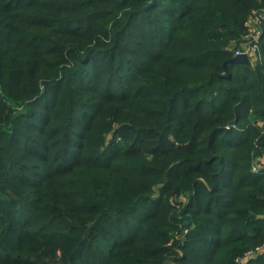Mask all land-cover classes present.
Listing matches in <instances>:
<instances>
[{
  "label": "trees",
  "instance_id": "obj_1",
  "mask_svg": "<svg viewBox=\"0 0 264 264\" xmlns=\"http://www.w3.org/2000/svg\"><path fill=\"white\" fill-rule=\"evenodd\" d=\"M263 156L264 0H0V264H264Z\"/></svg>",
  "mask_w": 264,
  "mask_h": 264
},
{
  "label": "built area",
  "instance_id": "obj_2",
  "mask_svg": "<svg viewBox=\"0 0 264 264\" xmlns=\"http://www.w3.org/2000/svg\"><path fill=\"white\" fill-rule=\"evenodd\" d=\"M258 22H259V19H255L251 22L252 24L251 23L249 24L251 26V31H252V34H250V36H252L251 38L252 42L250 45H248V47H245L244 49H242V51L238 50L236 55L247 54L250 57V59L253 58L254 56L257 57V51H258L257 41H258V37L260 36V31L256 28ZM251 52L254 53L252 56L250 55ZM263 164H264V156L255 163V165L253 166V172L260 173L263 170ZM262 252H264V245L258 246L255 249L250 250L249 252L246 253V255L242 259H239L237 261L245 262L248 259L256 257Z\"/></svg>",
  "mask_w": 264,
  "mask_h": 264
},
{
  "label": "water",
  "instance_id": "obj_3",
  "mask_svg": "<svg viewBox=\"0 0 264 264\" xmlns=\"http://www.w3.org/2000/svg\"><path fill=\"white\" fill-rule=\"evenodd\" d=\"M250 63V57L247 54H240V55H236L234 56L232 59H230L229 61H227L224 64V68L226 70V72L228 73V65L229 64H249ZM184 220L187 222V225H189L192 221V217L190 215L184 217Z\"/></svg>",
  "mask_w": 264,
  "mask_h": 264
},
{
  "label": "rangeland",
  "instance_id": "obj_4",
  "mask_svg": "<svg viewBox=\"0 0 264 264\" xmlns=\"http://www.w3.org/2000/svg\"><path fill=\"white\" fill-rule=\"evenodd\" d=\"M251 24H252V23H251ZM252 26H253V25H252ZM251 38H252V36H250V35L247 36V42H245V44H244V46H243V49H244L245 47H248V45L251 44V42H252V39H251ZM239 50L242 51V49H239ZM236 53H237V52H236ZM253 54H254V53L251 52L250 55L252 56ZM254 57H255V56H254ZM254 57H253V58H254ZM255 58H256V57H255Z\"/></svg>",
  "mask_w": 264,
  "mask_h": 264
}]
</instances>
